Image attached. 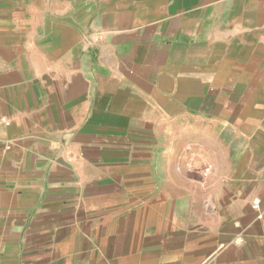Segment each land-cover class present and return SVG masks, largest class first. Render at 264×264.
I'll list each match as a JSON object with an SVG mask.
<instances>
[{"label": "crops", "instance_id": "obj_1", "mask_svg": "<svg viewBox=\"0 0 264 264\" xmlns=\"http://www.w3.org/2000/svg\"><path fill=\"white\" fill-rule=\"evenodd\" d=\"M0 116V264H264V0H0Z\"/></svg>", "mask_w": 264, "mask_h": 264}, {"label": "built area", "instance_id": "obj_2", "mask_svg": "<svg viewBox=\"0 0 264 264\" xmlns=\"http://www.w3.org/2000/svg\"><path fill=\"white\" fill-rule=\"evenodd\" d=\"M10 125V120H8L6 117H4V116H0V127L1 126H9ZM254 202V204H257V201L256 200H254L253 201ZM260 215H258V217H259Z\"/></svg>", "mask_w": 264, "mask_h": 264}]
</instances>
